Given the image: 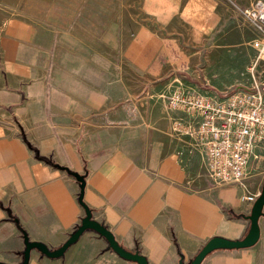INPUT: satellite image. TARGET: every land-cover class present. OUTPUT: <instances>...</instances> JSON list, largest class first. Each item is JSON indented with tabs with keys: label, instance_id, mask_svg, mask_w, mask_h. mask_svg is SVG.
<instances>
[{
	"label": "crops",
	"instance_id": "0c3cea01",
	"mask_svg": "<svg viewBox=\"0 0 264 264\" xmlns=\"http://www.w3.org/2000/svg\"><path fill=\"white\" fill-rule=\"evenodd\" d=\"M141 6L148 21L134 30L125 50L136 64L144 55L156 64L167 53L162 44L150 52L140 41L168 38L164 29L173 16L208 30L215 13L214 0H142ZM34 36L30 21L15 18L6 20L0 33V262H22L20 227L30 241L59 247L85 216L82 203L124 249L138 251L148 264H187L213 237L246 235L247 216L261 190L259 176H245L244 186L191 178L173 138L177 123L171 133L154 127L104 152L92 144L87 124L108 107L94 101L91 88L88 96L82 86L60 90L39 74L31 62ZM111 114L119 116L121 110ZM49 161L84 177L82 203L75 176ZM258 226L254 245L214 250L200 264H264V204ZM28 264L137 263L85 230L63 256L50 258L33 249Z\"/></svg>",
	"mask_w": 264,
	"mask_h": 264
},
{
	"label": "rangeland",
	"instance_id": "374dc122",
	"mask_svg": "<svg viewBox=\"0 0 264 264\" xmlns=\"http://www.w3.org/2000/svg\"><path fill=\"white\" fill-rule=\"evenodd\" d=\"M141 1L0 0V33L11 18L34 26L31 62L39 74L60 90L72 92L82 86L86 90L82 95L88 96L91 88L94 101L106 104L107 111L88 122L87 133L92 144H100L107 153L119 142L134 139L133 133L147 135L154 127L171 133L172 124L188 120L180 110L168 108L167 97L174 91L219 97L244 85L264 95V60L249 46L255 31L242 16L254 0H214L208 30L173 16L164 29L168 38L140 41L150 52L162 44L167 53L156 64L149 62L150 55L136 64L125 50L134 30L148 21ZM118 107L121 114H111ZM173 131L191 178L209 180L201 143ZM248 175L263 182L264 149L250 159Z\"/></svg>",
	"mask_w": 264,
	"mask_h": 264
},
{
	"label": "built area",
	"instance_id": "2783aa9c",
	"mask_svg": "<svg viewBox=\"0 0 264 264\" xmlns=\"http://www.w3.org/2000/svg\"><path fill=\"white\" fill-rule=\"evenodd\" d=\"M242 16L255 31L251 46L264 60V0H254ZM167 105L189 117L186 127L178 122L175 130L201 143L208 177L220 185L244 186L249 160L264 149V95L256 88L219 97L174 91Z\"/></svg>",
	"mask_w": 264,
	"mask_h": 264
},
{
	"label": "water",
	"instance_id": "95a60500",
	"mask_svg": "<svg viewBox=\"0 0 264 264\" xmlns=\"http://www.w3.org/2000/svg\"><path fill=\"white\" fill-rule=\"evenodd\" d=\"M75 176L80 186V202L82 203V192L85 184L84 177L77 173H72ZM264 204V178L261 185V190L255 198L251 212L247 216L250 221L248 232L242 239H226L222 237H213L209 239L199 252L187 263V264H200L206 255L217 249H240L254 245L259 238V226L258 218L262 214V207ZM85 210V216L81 219L78 227L68 236V238L57 248L51 249L41 242L30 241L25 233H23V239L25 248L23 250V259L20 264H28L31 250L35 249L42 255L50 258H58L64 255L68 247L77 241L80 235L85 230H93L104 237L109 247L116 252L120 257L133 261L137 264H148L146 258L139 254L138 251L131 252L124 249L115 239L113 233L105 227L102 223L92 218L90 209L82 203ZM0 264H8L0 262ZM180 264H185L182 260Z\"/></svg>",
	"mask_w": 264,
	"mask_h": 264
},
{
	"label": "trees",
	"instance_id": "16d2710c",
	"mask_svg": "<svg viewBox=\"0 0 264 264\" xmlns=\"http://www.w3.org/2000/svg\"><path fill=\"white\" fill-rule=\"evenodd\" d=\"M50 163H52L51 161H49ZM53 165H55V166H57V167H60L59 165H56V164H54V163H52ZM60 168H63V169H65V170H67L69 173H73V172H71L68 168H66V167H60ZM14 219H15V217H13ZM20 230H21V232H22V234L24 233V230L20 227Z\"/></svg>",
	"mask_w": 264,
	"mask_h": 264
}]
</instances>
